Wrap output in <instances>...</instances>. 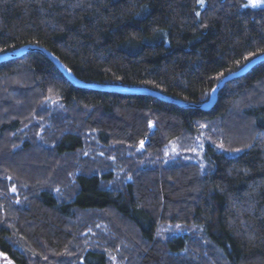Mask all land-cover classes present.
Instances as JSON below:
<instances>
[{"label": "trees", "instance_id": "16d2710c", "mask_svg": "<svg viewBox=\"0 0 264 264\" xmlns=\"http://www.w3.org/2000/svg\"><path fill=\"white\" fill-rule=\"evenodd\" d=\"M244 4L0 0V54L36 45L85 83L201 104L264 53V7ZM54 100L62 112L45 120ZM31 110L58 132L37 135L41 123L18 115ZM170 142L178 153L165 159ZM0 254L10 264H264V60L208 111L76 87L37 51L0 62Z\"/></svg>", "mask_w": 264, "mask_h": 264}, {"label": "water", "instance_id": "95a60500", "mask_svg": "<svg viewBox=\"0 0 264 264\" xmlns=\"http://www.w3.org/2000/svg\"><path fill=\"white\" fill-rule=\"evenodd\" d=\"M37 51L41 54L45 55L56 67V69L59 71L60 74H62L66 80L71 83L72 85L76 87H84L86 89H92V90H99L109 93H119V94H125V95H150L152 97H155L157 99L163 100L165 102L176 104L182 108H191V109H199L202 111H208L210 108L213 107L215 104L217 93L222 89L224 84L231 79L235 77H239L246 73L253 65H255L257 62L264 59V54L252 59L248 63H246L240 70L227 74L224 76L210 91L208 100L201 104H193L181 101L179 99H175L169 96H165L159 92L156 91H150L145 88L140 87H127V86H119V85H103V84H92V83H85L79 79H77L72 72L65 67L52 53H50L48 50H46L43 47L36 46V45H24L17 50L2 53L0 54V62L8 61L12 59H16L23 54L27 52H33Z\"/></svg>", "mask_w": 264, "mask_h": 264}, {"label": "rangeland", "instance_id": "374dc122", "mask_svg": "<svg viewBox=\"0 0 264 264\" xmlns=\"http://www.w3.org/2000/svg\"><path fill=\"white\" fill-rule=\"evenodd\" d=\"M202 4L203 3H201L200 2V0H199V5H201L202 6ZM243 7L244 8H247V9H256V8H261V7H264V2H261V3H258L256 6H253V3H252V0H245V4L243 5ZM54 98L56 99V95L54 96ZM36 100L37 101H39V102H41V98H36ZM35 100V101H36ZM55 101L56 100H54V102H52V103H50V106H52L51 108H50V110H48L49 112H47V114L46 113H42L43 115V118L46 120V117H49V115H50V113L51 114H53V112L52 111H55V112H59L60 111V109H57V108H60V105H53L54 103H55ZM42 103L43 102H41V105H42ZM39 105V104H38ZM34 110H31V111H26V112H24V113H21V112H19L18 113V115H19V117H31L33 120H35L34 121V123H37V125L39 126L40 125V123H41V125H40V130H39V132L37 133V135L38 134H42V136H44V134L43 133H45L46 134V132H48L49 131V137L51 138L52 136H53V134H55V133H57L58 132V130H51V125H50V123L49 122H47V121H45L43 118V120L42 119H39V118H41V116L40 115H35V112H33ZM60 112H62V111H60ZM59 112V113H60ZM58 113V114H59ZM47 115V116H46ZM26 120V122L25 123H27L24 127H22V129H21V131H20V133H24L25 131H27V127H29V125H33L34 123H33V120ZM48 127H50V129L48 128ZM142 148V144H139L138 145V147H137V149H141ZM200 149L198 148V146H196L195 148H194V150H193V152H192V155H193V159L195 160V161H197V162H200L201 161V155H200ZM178 153V149H177V147H176V143H174V142H170L168 145H167V147L165 148V152H164V158L165 159H168V158H172V157H174L175 156V154H177ZM190 158H192V157H190ZM7 178V181H8V184H9V188L7 189V191H6V193H7V197H5V196H3V198H4V201H5V204H4V207L5 206H7L9 209H12L13 207H12V205H11V203H13V201H12V199L11 198H9V197H14V196H16V195H19V192H18V188H17V186L16 185H12V184H10L11 183V181H10V179H12V177H10L9 175H8V177H6ZM16 208V207H15ZM118 227V226H117ZM119 228V227H118ZM0 264H10V262L6 259V257L4 256V255H2V254H0Z\"/></svg>", "mask_w": 264, "mask_h": 264}, {"label": "bare ground", "instance_id": "6f19581e", "mask_svg": "<svg viewBox=\"0 0 264 264\" xmlns=\"http://www.w3.org/2000/svg\"><path fill=\"white\" fill-rule=\"evenodd\" d=\"M16 50H17V49H16ZM9 52H11V51H9ZM33 52H34V51H33ZM6 53H7V52H6ZM39 53H40V52H39ZM1 54H2V53H1ZM262 54H264V53H262ZM262 54H260V55H262ZM23 55H24V54H23ZM260 55H258V56H260ZM258 56H256V57H258ZM256 57H254V58H256ZM254 58H252V59H254ZM252 59H251V60H252ZM251 60H249V61H251ZM263 60H264V59H263ZM263 60H261V61H263ZM249 61H248V62H249ZM261 61H259V62H261ZM248 62H246V63H248ZM259 62H257V63H259ZM246 63H245V64H246ZM257 63H256V64H257ZM245 64H244V65H245ZM256 64H255V65H256ZM244 65H243V66H244ZM243 66H242V67H243ZM253 66H254V65H253ZM253 66H252V67H253ZM242 67H240V68L237 69L236 71L240 70ZM252 67H251V68H252ZM251 68H250V69H251ZM250 69H249V70H250ZM249 70H248V71H249ZM236 71H234V72H236ZM248 71H247V72H248ZM234 72H231V73H234ZM247 72H246V73H247ZM229 74H230V73H229ZM244 74H245V73H244ZM244 74H243V75H244ZM243 75H241V76H243ZM241 76H239V77H241ZM235 78H238V77H235ZM233 79H234V78H233ZM92 84H96V83H92ZM79 88H84V87H79ZM140 88H143V87H140ZM145 89H146V88H145ZM91 90H92V89H91ZM147 90H149V89H147ZM150 91H152V90H150ZM156 92H157V91H156ZM159 93H160V92H159ZM161 94H162V93H161ZM163 95H164V94H163ZM165 96H167V95H165ZM169 97H170V96H169ZM172 98H173V97H172ZM175 99H176V98H175ZM45 109H46V108H45ZM176 137H177V136H176ZM105 141H106V140H105ZM119 142H120V141H119ZM113 143H114V142H113ZM126 143H127V142H126ZM111 254H112V253H111Z\"/></svg>", "mask_w": 264, "mask_h": 264}, {"label": "snow or ice", "instance_id": "6c2138e0", "mask_svg": "<svg viewBox=\"0 0 264 264\" xmlns=\"http://www.w3.org/2000/svg\"><path fill=\"white\" fill-rule=\"evenodd\" d=\"M201 3H203V0H200ZM264 2V0H252L253 6H256L258 3ZM199 15V13H197ZM143 142H141L142 144Z\"/></svg>", "mask_w": 264, "mask_h": 264}]
</instances>
